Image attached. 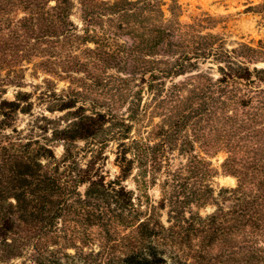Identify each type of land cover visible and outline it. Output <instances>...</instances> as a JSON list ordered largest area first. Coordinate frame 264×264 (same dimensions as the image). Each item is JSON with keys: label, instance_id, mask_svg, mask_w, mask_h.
Returning a JSON list of instances; mask_svg holds the SVG:
<instances>
[{"label": "trees", "instance_id": "16d2710c", "mask_svg": "<svg viewBox=\"0 0 264 264\" xmlns=\"http://www.w3.org/2000/svg\"><path fill=\"white\" fill-rule=\"evenodd\" d=\"M183 14L179 0H0V71L13 72L0 86H19L23 62L39 57L80 88L42 140L13 125L25 93L0 91V132L13 131L0 133V237L18 264H264V41L229 46L214 17ZM111 140L121 177L136 169V202L100 173ZM174 151L183 161L171 169ZM219 152L220 171L209 161ZM218 173L236 185H217Z\"/></svg>", "mask_w": 264, "mask_h": 264}, {"label": "rangeland", "instance_id": "374dc122", "mask_svg": "<svg viewBox=\"0 0 264 264\" xmlns=\"http://www.w3.org/2000/svg\"><path fill=\"white\" fill-rule=\"evenodd\" d=\"M260 2L262 0H179V3L184 9V14L181 17L183 20H189L201 13L214 17L216 27L213 31L222 34L227 39L229 46L236 41L245 42L253 46H256L259 41H264V18L262 14L256 12V5ZM22 14V12L18 13L19 16ZM70 19L77 27L81 26L77 5L73 8ZM89 45L92 46V44ZM40 60L42 58L32 57L29 63L23 62V71L19 73V86L13 84L5 85L4 83L7 81L1 82L0 91H4L2 97L7 100H13L16 91L20 90L25 93L24 100L20 102V109L22 110L17 112L13 125L17 130H21L22 134L28 137H32L33 135L42 140L44 137L50 136L55 127H61L67 123L66 119L69 116L67 118L65 116H67L68 109L61 110L59 106L62 103H72V97H69L67 93H71V91L80 88L76 82L69 83L67 78H61L57 73L46 72L38 65ZM207 66H209L208 63L202 65L201 68L203 67L205 69ZM258 66L264 67V63H259ZM110 72L114 73L115 71L110 70ZM8 73L13 75V72L8 71V69L0 71L1 76H5ZM80 75L78 74L76 77ZM62 77H65L63 73ZM76 100V106L82 104L86 107L88 106V102H84L78 98ZM116 112L119 115L127 117L125 106L117 108ZM135 127L137 128L139 125ZM44 128L47 129V132H44ZM0 133L2 135L8 133L13 134V131L7 129ZM133 133L134 129H132L131 134ZM79 145H82V142H79ZM52 149L56 157L61 156L63 152L61 145L54 143ZM118 151L117 141H109L107 146L98 155V168L106 181L119 180L121 185L131 192L136 202L141 193L133 181V175L136 173V169H133L132 174L127 178L121 177L116 158ZM169 157L171 169H175L183 161L177 151L169 154ZM224 157L225 154L219 152L209 157V161L213 167L220 171V164ZM79 158L81 163H85L89 155L83 156L81 152ZM157 178L156 183L147 190L150 200L154 201V203L160 200L159 185L163 183L164 173L161 172ZM214 180L217 185L223 187H234L236 185V178L231 175L218 173ZM213 209L211 205H206L199 209L192 207V211H198L202 217L211 213ZM162 219H166V209L162 210ZM18 240L21 239L19 238ZM94 243L96 251L101 249L99 245H103L105 240L102 238V235H97L94 237ZM17 251H22V254L27 256L31 253V245L25 244V246ZM13 253L14 250L0 237V264H18L19 258L12 257Z\"/></svg>", "mask_w": 264, "mask_h": 264}]
</instances>
